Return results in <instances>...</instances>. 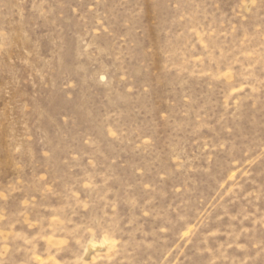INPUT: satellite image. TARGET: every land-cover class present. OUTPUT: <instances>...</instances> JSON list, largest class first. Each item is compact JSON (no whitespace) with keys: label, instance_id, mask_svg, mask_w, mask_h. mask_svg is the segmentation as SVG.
Listing matches in <instances>:
<instances>
[{"label":"rangeland","instance_id":"rangeland-1","mask_svg":"<svg viewBox=\"0 0 264 264\" xmlns=\"http://www.w3.org/2000/svg\"><path fill=\"white\" fill-rule=\"evenodd\" d=\"M0 264H264V0H0Z\"/></svg>","mask_w":264,"mask_h":264}]
</instances>
